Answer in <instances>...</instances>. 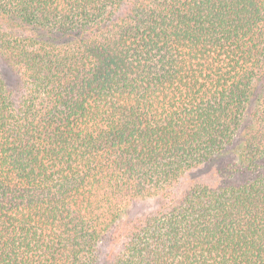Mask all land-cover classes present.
<instances>
[{"label": "trees", "instance_id": "1", "mask_svg": "<svg viewBox=\"0 0 264 264\" xmlns=\"http://www.w3.org/2000/svg\"><path fill=\"white\" fill-rule=\"evenodd\" d=\"M0 59V264H264V0H0Z\"/></svg>", "mask_w": 264, "mask_h": 264}, {"label": "rangeland", "instance_id": "2", "mask_svg": "<svg viewBox=\"0 0 264 264\" xmlns=\"http://www.w3.org/2000/svg\"><path fill=\"white\" fill-rule=\"evenodd\" d=\"M8 68L5 66V64L2 62V60L0 59V70L2 72H4L5 74V78L7 79L8 82H13L14 78L12 77V75L8 72L9 70H7ZM213 175V171L210 169H202L200 171H198L197 173H195L193 175L194 179H198V180H203V181H213L214 177ZM154 204H138V206H135L133 208V212L136 214L138 212H141L143 210H147L148 208H150L151 206H153Z\"/></svg>", "mask_w": 264, "mask_h": 264}]
</instances>
